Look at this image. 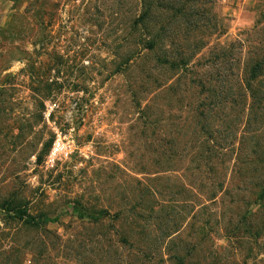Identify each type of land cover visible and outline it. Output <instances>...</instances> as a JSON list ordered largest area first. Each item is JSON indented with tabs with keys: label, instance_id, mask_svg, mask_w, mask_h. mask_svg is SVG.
Instances as JSON below:
<instances>
[{
	"label": "rangeland",
	"instance_id": "obj_1",
	"mask_svg": "<svg viewBox=\"0 0 264 264\" xmlns=\"http://www.w3.org/2000/svg\"><path fill=\"white\" fill-rule=\"evenodd\" d=\"M205 11L216 29L199 33V49L189 47L194 55L187 80L196 69L222 73L221 67L206 66L217 44L235 42L239 59L249 47L264 51V0H213ZM137 12V0H0V68L9 65L0 70V264H174L166 260L167 250L143 254L126 239L143 238L148 185L160 192L158 202H187L182 237L191 240L192 225L198 224L192 203L204 200L188 192L191 170L172 172L170 180L160 178L168 173L153 172L164 158L158 148L185 137L175 127L188 115L193 96L183 84L166 90L155 83L148 90V69L157 59L138 44L142 32L131 27ZM238 41L245 46L242 52ZM128 59L130 65L117 72ZM32 61L55 66L39 74L59 82L45 107L28 70ZM154 72L165 76L161 69ZM157 93L161 107L152 117L155 126L145 127L143 106ZM83 95L89 100L85 106L78 99ZM58 134L70 154L52 165ZM180 183L184 191L175 194ZM10 196L27 200L32 214L48 211L60 218L44 227L5 218L1 205ZM85 207L88 213L82 215ZM102 208L109 209L107 217L97 222L105 214ZM216 210L211 205L200 216L207 237L198 257L240 264L247 241L230 245L223 223L216 224L218 214H211ZM188 250L182 253L187 261ZM262 256L248 258V264H260Z\"/></svg>",
	"mask_w": 264,
	"mask_h": 264
},
{
	"label": "trees",
	"instance_id": "obj_2",
	"mask_svg": "<svg viewBox=\"0 0 264 264\" xmlns=\"http://www.w3.org/2000/svg\"><path fill=\"white\" fill-rule=\"evenodd\" d=\"M13 1L15 4L20 2ZM212 1L137 0L138 12L131 20V27L140 28L142 32L138 44L143 50L156 53L157 61L148 69L145 81L148 90L155 83L157 89L166 90H177L183 84L193 96L188 115L182 117L183 122L176 123L175 127V131L185 137L177 142L172 139L169 148H158L164 158L157 160L159 168L153 172L168 173L160 178L170 180L172 172L191 170L188 192L193 197L204 199L199 202L195 198L192 203V219L198 224L192 225L191 240L182 237L188 215L184 208L187 202H158L160 192L151 185L143 189V197L147 198H143V238L126 237L127 241L139 245L138 250L143 254L154 255L167 250L169 257L166 260L174 264H219V259L198 257L202 252L203 237H207L206 229L200 225V216L211 205L216 206V212L211 214H218L216 224L223 223L230 245L240 246V242L244 244L247 241L245 259L240 264H248L250 257L264 255V51L261 53L258 48L249 47L247 54L239 59L235 56V42L217 44L206 66L213 70L221 67L222 73H202L196 69L191 72L193 76L190 79H185L194 55L189 47L194 45L199 49V33L208 31L211 35L216 29L215 22L205 11L207 3ZM11 25L12 22L5 30ZM238 43L242 52L245 46L241 41ZM45 64L38 67L32 61L28 68L37 85L35 88L42 107L59 83L55 77L47 80L39 75L55 67L51 63ZM126 64L130 65L129 59L120 63L116 71L120 72ZM8 67L5 63L0 70L5 71ZM154 69L163 70L165 76H155ZM158 94L149 98L143 106L145 127L155 126L152 117L161 107L156 100ZM78 99L81 106L89 101L86 95ZM184 107L182 105V109ZM156 179L159 178L152 176L150 180ZM237 180L239 183L234 185ZM180 187L175 194L184 191L185 185ZM231 194L233 199L228 202L226 196ZM16 199L14 196L4 199L1 212L5 218L35 227H44L60 218V214L51 218L48 211L32 214L27 200L18 198L17 202ZM87 209L84 208L82 215L88 213ZM108 210L101 209L105 214L97 222L107 217ZM192 236L196 237L195 240ZM187 249H190L187 253L191 255L188 261L182 255ZM162 261H165L164 257ZM258 261L264 264V256Z\"/></svg>",
	"mask_w": 264,
	"mask_h": 264
},
{
	"label": "built area",
	"instance_id": "obj_3",
	"mask_svg": "<svg viewBox=\"0 0 264 264\" xmlns=\"http://www.w3.org/2000/svg\"><path fill=\"white\" fill-rule=\"evenodd\" d=\"M52 109H53V105L50 103L48 105L46 113H45L47 119L50 118V114H51ZM69 154H70V152L64 148V146L62 145L61 136H60V134H58V136L54 142L52 152L50 153L49 161L53 165L56 163L58 158H60V159L68 158Z\"/></svg>",
	"mask_w": 264,
	"mask_h": 264
}]
</instances>
